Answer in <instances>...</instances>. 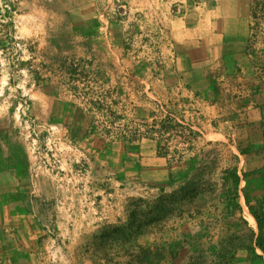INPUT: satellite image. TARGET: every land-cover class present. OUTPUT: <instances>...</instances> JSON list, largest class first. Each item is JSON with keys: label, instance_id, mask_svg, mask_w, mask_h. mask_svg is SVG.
<instances>
[{"label": "rangeland", "instance_id": "1", "mask_svg": "<svg viewBox=\"0 0 264 264\" xmlns=\"http://www.w3.org/2000/svg\"><path fill=\"white\" fill-rule=\"evenodd\" d=\"M206 1L0 0V264L16 240L24 264H264L244 198L262 196L264 102L241 98L239 60L195 70L197 43L169 36ZM139 107L167 116L162 140L127 139Z\"/></svg>", "mask_w": 264, "mask_h": 264}, {"label": "crops", "instance_id": "2", "mask_svg": "<svg viewBox=\"0 0 264 264\" xmlns=\"http://www.w3.org/2000/svg\"><path fill=\"white\" fill-rule=\"evenodd\" d=\"M180 4L181 7L185 6L181 2ZM205 4L202 8L195 6L197 10L190 8L186 14L182 11V14L169 21V36L177 44L197 43L192 56L189 50L181 52L185 56L184 61L191 60L190 64L197 70L200 65L198 57L213 60V64H208L210 66H215L214 60H239L237 65L240 70L236 75L241 83L238 87L241 98L250 105L264 102V76H258L255 68H250L244 61L247 57L251 59L258 56V53L252 56L249 49L251 0H207ZM196 51L201 52L202 56H195ZM3 250L9 256L7 261H11V264H24L20 251H28L29 248L16 240L10 242L7 248L3 246ZM30 264H34L33 260Z\"/></svg>", "mask_w": 264, "mask_h": 264}, {"label": "trees", "instance_id": "3", "mask_svg": "<svg viewBox=\"0 0 264 264\" xmlns=\"http://www.w3.org/2000/svg\"><path fill=\"white\" fill-rule=\"evenodd\" d=\"M107 96L106 93L102 95V97H100V100L98 101V105L100 106L101 109L105 110V112H107L108 114L112 115V117L110 118H117L118 115H115V112H113L112 110V106L117 105L118 102H116L115 100L110 99L109 103L107 102ZM142 99H144V97L139 98V100L141 101ZM156 109L161 113V115L163 114V107L164 105L162 103H157L156 104ZM143 110L144 112H146V108L145 109H141V107L137 108V110ZM146 117L149 118L148 123L144 124L145 125V132H140L139 129H134L131 130L130 125L127 126L126 129H128L127 131L128 134L126 135L128 138V140H133L136 139L138 134H143L148 136V137H153V138H157L159 141L162 140V135L164 132L167 131V129L169 128L168 125L165 124L167 119V116H161V117H157L152 111H147L145 113ZM158 120V121H157ZM174 120V119H172ZM175 121V120H174ZM181 121H183L181 119ZM179 126L183 127L184 129H186L187 135L185 136L184 139H188L191 140L194 138V136L198 135V132L196 130L193 129V126L191 123H187L186 125L181 124L179 122H177ZM158 125V127L156 126ZM130 127V128H128ZM126 136H122L123 138H126ZM263 142H264V130H263ZM259 175H260V179H261V183H262V196L261 198L257 199L254 204H251L248 195L245 194L244 198L246 201V206L250 211V217L253 219V221L256 224L257 227V234L255 237V247L257 249H259L261 251V255L264 256V166L261 167L259 169Z\"/></svg>", "mask_w": 264, "mask_h": 264}, {"label": "built area", "instance_id": "4", "mask_svg": "<svg viewBox=\"0 0 264 264\" xmlns=\"http://www.w3.org/2000/svg\"><path fill=\"white\" fill-rule=\"evenodd\" d=\"M249 46L264 49V0H254L252 5Z\"/></svg>", "mask_w": 264, "mask_h": 264}]
</instances>
